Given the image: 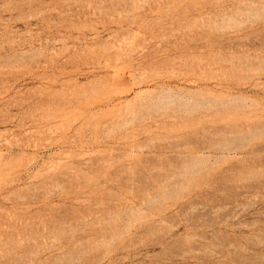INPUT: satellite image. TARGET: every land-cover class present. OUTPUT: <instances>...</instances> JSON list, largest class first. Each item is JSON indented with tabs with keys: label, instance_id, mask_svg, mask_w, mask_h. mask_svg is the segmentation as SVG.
Returning <instances> with one entry per match:
<instances>
[{
	"label": "rangeland",
	"instance_id": "1",
	"mask_svg": "<svg viewBox=\"0 0 264 264\" xmlns=\"http://www.w3.org/2000/svg\"><path fill=\"white\" fill-rule=\"evenodd\" d=\"M0 264H264V0H0Z\"/></svg>",
	"mask_w": 264,
	"mask_h": 264
}]
</instances>
